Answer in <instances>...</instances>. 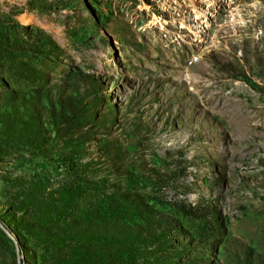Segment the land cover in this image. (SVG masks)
<instances>
[{"label":"rangeland","instance_id":"rangeland-1","mask_svg":"<svg viewBox=\"0 0 264 264\" xmlns=\"http://www.w3.org/2000/svg\"><path fill=\"white\" fill-rule=\"evenodd\" d=\"M118 195L152 213L128 253L102 238L135 221L104 214ZM99 243L92 264H264V0H0V264Z\"/></svg>","mask_w":264,"mask_h":264},{"label":"trees","instance_id":"trees-1","mask_svg":"<svg viewBox=\"0 0 264 264\" xmlns=\"http://www.w3.org/2000/svg\"><path fill=\"white\" fill-rule=\"evenodd\" d=\"M68 87H70V85L68 84ZM71 88H74V86H71ZM71 96L63 97H56L57 100V112H56V117H61L63 120H68L71 115L75 112V106L78 103V100L76 98V93H71ZM73 96V98H72ZM118 200L119 203L117 202L116 205H112L111 204V199L109 202L106 203V211L109 210V212L104 213L106 216L111 215L110 219H113V215H115L116 213H124V210H132L133 213H135V221L132 222L129 218H127V220H125L122 224V222L119 223V226H122V230H118V229H114L113 227H107L106 229H104L103 231H107L105 235H103L102 238H107L110 242L112 240L114 241H118L115 244L112 245H117V249L118 250H122V251H128L130 250V247L134 245L133 241H137V237L136 235H139L140 230L142 229V225H145V222L147 220L150 219V214H152L150 211H145V207L144 204H139L137 201H131L128 197H126L125 195L119 196L118 195ZM118 207V209H116L115 207ZM112 211H111V210ZM122 209V210H120ZM178 212H180L182 215H187V216H194L197 217L198 216V211L197 209H195L194 207H188L187 210H185L184 208H180L179 206H176L175 208ZM113 211H116L113 213ZM209 215H212L211 212H208ZM97 216H94L95 219H100L101 220V216L100 214H96ZM199 217V216H198ZM104 219V218H102ZM115 222H112L111 225L112 226H116L117 227V223L113 224ZM167 223V222H164ZM149 225V224H146ZM82 230L79 231H84V225L80 226ZM83 227V228H82ZM118 235V236H114ZM149 241H154L157 240L158 237H156L155 234H153L151 231L147 232V238H145ZM101 243H99L97 245V251H93V247L92 245H81L77 247V251L78 253H74L73 257H75L78 262L77 264H92L89 260V258L93 257V259L96 262L101 261L100 258L104 259V256L106 257H110V252H108L107 248H105ZM130 252H132L130 250ZM92 254H97V255H92ZM117 257H121V255H123L122 252H118L117 253Z\"/></svg>","mask_w":264,"mask_h":264},{"label":"bare ground","instance_id":"bare-ground-1","mask_svg":"<svg viewBox=\"0 0 264 264\" xmlns=\"http://www.w3.org/2000/svg\"><path fill=\"white\" fill-rule=\"evenodd\" d=\"M21 22H23L24 24H27L29 22V19H27V17H21Z\"/></svg>","mask_w":264,"mask_h":264}]
</instances>
